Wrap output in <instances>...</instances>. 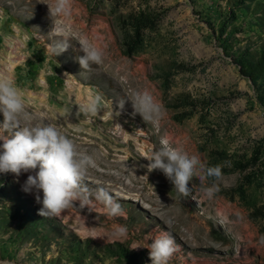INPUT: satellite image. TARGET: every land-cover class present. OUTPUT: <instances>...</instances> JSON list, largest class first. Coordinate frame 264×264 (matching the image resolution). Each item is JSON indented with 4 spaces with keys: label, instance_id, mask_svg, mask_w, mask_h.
I'll use <instances>...</instances> for the list:
<instances>
[{
    "label": "rangeland",
    "instance_id": "1",
    "mask_svg": "<svg viewBox=\"0 0 264 264\" xmlns=\"http://www.w3.org/2000/svg\"><path fill=\"white\" fill-rule=\"evenodd\" d=\"M52 3L0 0V73L34 105L27 122L57 110L76 122L64 102L33 104L44 89L65 102L67 87L103 96L98 115L79 120L91 125L69 138L85 140L77 148L95 160L87 185L105 187L124 211L111 217L98 202H74L42 217L35 192L23 190L35 172L0 173V264H153L147 246L160 231L177 245L168 264H264V0H71L69 17L49 18ZM83 36L104 54L88 70L76 59ZM62 38L71 47L56 55ZM145 90L161 107L157 123L133 115L130 101L118 106ZM161 141L223 165L211 199L202 173L183 197L161 170L148 172L144 157ZM117 225L125 235L113 234Z\"/></svg>",
    "mask_w": 264,
    "mask_h": 264
},
{
    "label": "clouds",
    "instance_id": "2",
    "mask_svg": "<svg viewBox=\"0 0 264 264\" xmlns=\"http://www.w3.org/2000/svg\"><path fill=\"white\" fill-rule=\"evenodd\" d=\"M70 3L71 0H53L52 4H47L49 18L69 17ZM54 30L63 32L62 28L54 27ZM3 39L6 44L14 42L13 37L6 34ZM69 47L68 39L62 38L53 50L58 55ZM79 48L83 55L76 59L82 69L88 70L91 64L103 62V50L88 37H81ZM128 101L131 102L132 114H139L145 123H157L161 119V107L147 90L134 91L126 99L119 98V108L123 109ZM78 106L77 116H95L102 110L104 98L93 94ZM0 115L3 117L0 122V173L19 177L21 173L35 172L27 176L23 190L35 192L36 202L42 205L40 216L59 218L65 210L74 207V202H79L80 208H84L93 201L102 204L111 217L123 213L122 205L105 187L91 188L85 182L89 169L96 166L92 155L78 149L73 139L59 132L54 125L27 122L30 116L25 111L21 90L5 73H0ZM144 158L149 161L146 166L148 172L161 170L183 197L191 195L193 190L189 183L199 173H202L200 180L211 178L213 181L210 186L201 187L204 196L211 199L218 191L216 182L222 179L223 165L206 166L198 156L170 147L164 141L158 150ZM126 232V226L117 225L113 234L123 236ZM147 247L153 264H168L177 251L175 237L169 231H160Z\"/></svg>",
    "mask_w": 264,
    "mask_h": 264
},
{
    "label": "bare ground",
    "instance_id": "3",
    "mask_svg": "<svg viewBox=\"0 0 264 264\" xmlns=\"http://www.w3.org/2000/svg\"><path fill=\"white\" fill-rule=\"evenodd\" d=\"M45 88V87H44ZM68 89L63 90L62 93H60L63 97L65 96V94L70 95V98H72L74 100V102H72V99L70 100V102H65L62 98H56L51 94V91L49 90V94L47 93V91L44 89V94L45 97L41 98L42 101L41 102H33V104H35L36 106H50V107H54V105L56 104V102H61V103H65V107L71 106L72 108L69 107V110L66 111V114H69L71 116L76 115V117H74V120L76 122H72V123H67L66 120L64 119V113L62 110H57L58 114H53V115H47L42 113V116L38 115L37 113H34V115H32V120H35L36 123H49L54 125L57 130L59 132H61L62 134L66 135L67 137L71 136L70 131H73L74 133L72 134V136L76 137L75 133H82L81 129H85V127L83 125H91V123L85 124V123H81L79 122V120H82L84 118L85 115L80 114L79 116H77V112L79 110V106L77 103H83L85 102L86 99H88L91 95L87 94L85 91H81V90H77L75 91L72 87H67ZM73 90H72V89ZM52 90V89H51ZM35 93V91H30L28 90V95L33 96ZM49 100H56L55 102H53V104L47 105V101ZM83 101V102H82ZM57 105V104H56ZM73 105L76 107H73ZM32 106L34 107V105L28 104L27 106H25L27 109H29ZM52 109V108H51ZM30 110V109H29ZM37 112V111H36ZM32 123V122H29ZM79 124L81 126H75L76 124ZM60 124H62V126H60ZM64 126V128H62ZM101 130V129H100ZM170 140V139H169ZM74 141V140H73ZM77 146L79 147H83L82 145L86 144L85 140H81L80 142H77ZM102 156V155H100Z\"/></svg>",
    "mask_w": 264,
    "mask_h": 264
}]
</instances>
